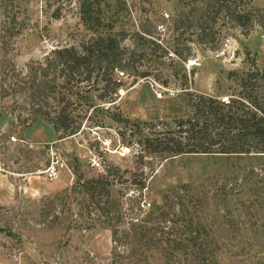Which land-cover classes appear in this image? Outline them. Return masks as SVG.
I'll return each mask as SVG.
<instances>
[{
	"label": "rangeland",
	"instance_id": "obj_1",
	"mask_svg": "<svg viewBox=\"0 0 264 264\" xmlns=\"http://www.w3.org/2000/svg\"><path fill=\"white\" fill-rule=\"evenodd\" d=\"M208 1L0 0V264H112L113 227L137 256V248L146 250L139 240L146 231H137V218L153 208L168 221L179 208L167 200L171 190L185 183L210 187L215 177L229 172L234 176L231 201L220 212L227 209L231 220L219 231L225 240L220 264H264V158L148 154L143 187L132 182L111 186L112 225L105 213L86 204L76 185L75 170L96 176L109 163L126 168L137 180L133 171L140 168L117 132L122 118L185 115L189 90L225 95L237 90L236 74L251 66L252 59L264 67L263 26L237 27L228 17L210 22L212 12L205 11L202 17L213 28L204 38H197L194 25L175 27L183 11L195 7L193 14L198 16ZM240 2L264 6V0ZM88 13L102 18L100 28L125 30L123 42L134 49L137 70L148 74L134 78L123 69L115 99L93 97L96 107L88 110L80 129L64 135L33 114L37 99L24 93L21 79L31 60L91 30ZM159 22L166 28L155 27ZM149 28L151 32L145 30ZM178 39L181 43H175ZM183 42L196 46L187 59L174 51ZM46 93L49 90L41 97ZM45 97L46 106L56 105L50 95ZM51 165L56 169L53 178L48 177ZM249 167L262 168L261 174H247ZM121 242L118 249L126 247Z\"/></svg>",
	"mask_w": 264,
	"mask_h": 264
},
{
	"label": "trees",
	"instance_id": "obj_2",
	"mask_svg": "<svg viewBox=\"0 0 264 264\" xmlns=\"http://www.w3.org/2000/svg\"><path fill=\"white\" fill-rule=\"evenodd\" d=\"M194 9L183 11L175 27L184 25L191 28L194 25L197 38H204L207 30L213 28L209 23L220 17H228L237 27H264V6L247 7L240 0H211L206 2L205 10L198 16L193 14ZM205 11L212 12L208 15L210 22L207 17H202ZM92 15H87L91 30L84 32L77 41L55 44L42 59L31 60L26 64L21 79V87L26 89L24 93L31 99H37L33 114L51 122L64 135L80 129L88 110L96 107L93 97L115 99L114 94L121 84L117 70L128 69L134 78H137V73L142 76L148 74L145 70H137L134 49L123 42L125 30H114L112 25L100 28L98 25L104 24L102 18ZM145 30L152 31L151 28ZM184 31L182 29L179 36ZM148 40L157 44L153 39ZM179 41L175 43H181ZM174 49L187 59L196 46L183 42L181 48L177 44ZM235 82L237 90L225 95L189 90L185 115L155 119L122 118L117 132L133 155L137 168H140L133 171L137 180L131 178L126 168L112 163L96 176H83L77 169L76 185L85 194L86 204L100 214L105 213L112 225L111 186L132 182L143 187L147 178L143 166L148 154L211 153L264 158V67L252 59L251 66L236 74ZM43 90H49L50 94L41 97ZM2 91L8 94L7 90ZM46 95L56 101L55 106H46ZM81 102L84 103L82 106L77 105ZM260 170L249 167L246 172L258 176ZM233 177L230 172L219 175L210 187H207L209 183L197 186L185 183L175 187L171 190V198L167 194V200L176 202L179 208L168 221L161 219L157 210L148 208L135 224L137 231H146L139 239L146 250L142 253L137 248V256L129 250L128 243L121 242L117 236L118 228L113 227L111 263L220 264L219 253L225 240L219 231L227 229L231 220L228 210L220 212V208L229 206ZM130 220L132 225L134 217ZM147 231L151 233L148 235ZM120 242L126 247L118 249ZM153 249L159 253L155 254Z\"/></svg>",
	"mask_w": 264,
	"mask_h": 264
},
{
	"label": "built area",
	"instance_id": "obj_3",
	"mask_svg": "<svg viewBox=\"0 0 264 264\" xmlns=\"http://www.w3.org/2000/svg\"><path fill=\"white\" fill-rule=\"evenodd\" d=\"M163 15L165 16V17H168V12H164L163 13ZM156 27L160 30V29H165L166 28V26H164V23L163 22H159V23H157L156 24ZM120 73V74H119ZM124 74V71L123 70H117V76L120 78L122 75ZM158 94H161L160 92H158ZM13 138H14V136H12ZM92 164H98V162L97 161H95V162H92ZM49 172H48V177L49 178H53L55 175H56V169H55V167L53 166V165H51L49 168Z\"/></svg>",
	"mask_w": 264,
	"mask_h": 264
}]
</instances>
